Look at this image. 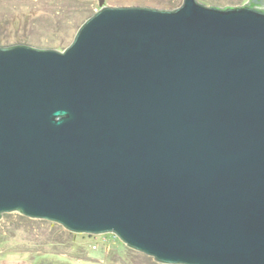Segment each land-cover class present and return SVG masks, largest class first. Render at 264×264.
Instances as JSON below:
<instances>
[{"label":"water","instance_id":"1","mask_svg":"<svg viewBox=\"0 0 264 264\" xmlns=\"http://www.w3.org/2000/svg\"><path fill=\"white\" fill-rule=\"evenodd\" d=\"M104 3L63 51L0 46V219L264 264V0Z\"/></svg>","mask_w":264,"mask_h":264},{"label":"rangeland","instance_id":"2","mask_svg":"<svg viewBox=\"0 0 264 264\" xmlns=\"http://www.w3.org/2000/svg\"><path fill=\"white\" fill-rule=\"evenodd\" d=\"M239 7L248 0H197ZM107 6L173 10L183 0H104ZM99 0H0V46L29 45L63 51ZM0 264H158L127 248L113 234H72L60 225L18 213L0 219Z\"/></svg>","mask_w":264,"mask_h":264}]
</instances>
